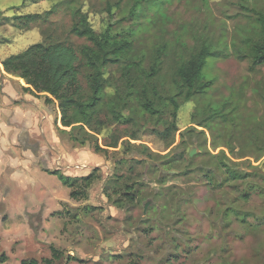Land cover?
<instances>
[{
	"label": "rangeland",
	"instance_id": "374dc122",
	"mask_svg": "<svg viewBox=\"0 0 264 264\" xmlns=\"http://www.w3.org/2000/svg\"><path fill=\"white\" fill-rule=\"evenodd\" d=\"M68 1L0 0V264L50 258L51 246L62 251L61 264H80L66 262L67 256L83 264H264V66L250 69L247 59L233 56L235 47L243 54L244 42L254 37L249 10L264 14V0H163L160 8L155 0L135 20H127L133 0L119 7L118 0ZM74 5L96 32L110 25L119 35L134 33L132 56L146 57L145 67L162 48L156 109L176 94L174 67L201 43L222 52L204 72L213 86L188 101L175 96V121L168 111L157 121L134 107L122 111L131 125L105 126L83 144L71 140L70 128L60 125L57 103L47 105L43 96L24 91L23 81L5 73L1 62L51 38L76 47L87 43L68 36L74 18L67 6ZM54 6L46 22L25 27L14 19ZM124 64L105 71L112 84L105 89L108 97ZM221 103L226 104L221 116L211 115L209 107ZM105 116L110 117L102 111ZM165 120L178 129L167 140L157 134ZM114 130L133 131L139 140H131L128 151L122 144L127 138L116 149L95 151V143L107 148ZM220 159L247 175L226 181L228 175L217 168ZM93 169L97 181L77 200L51 174L76 178ZM116 182L119 190L132 183L140 190L133 203L113 193Z\"/></svg>",
	"mask_w": 264,
	"mask_h": 264
},
{
	"label": "trees",
	"instance_id": "16d2710c",
	"mask_svg": "<svg viewBox=\"0 0 264 264\" xmlns=\"http://www.w3.org/2000/svg\"><path fill=\"white\" fill-rule=\"evenodd\" d=\"M72 2L73 0H70L67 3ZM121 2L122 0H118L115 7H119ZM154 2L155 0H133L127 11V20L137 19L143 8L149 9L150 6L155 5ZM165 2L158 0L157 5L160 8ZM55 7L41 14L20 15L14 19L19 21L20 25L29 27L34 23L46 22L55 12ZM67 7L70 9L71 18H74L68 36L73 35L84 39L87 43L76 47L73 43L51 38L50 41L44 40L32 44L25 50L6 57L1 62V66L5 73L22 80L26 86L23 88L24 91L30 95L43 96L47 105L57 103L60 112V125L70 128L68 134L71 140L83 144L91 138L94 139L95 135L101 134V130L105 126L121 122L131 125V118H124L122 111L131 110L134 107H137L143 115L155 117L157 121H160L163 114L168 111L175 121V111L178 107L175 96L182 98L183 101H188L196 96H204L213 86L214 79L208 78L204 72L210 60L216 62L222 52L211 44L201 43L188 59L174 67L171 85L176 94L175 96L167 95L163 100V102H167L157 103L161 109H156L155 99L161 100L156 83L162 67V48L154 51L150 64L145 67L146 57L132 56L134 33L131 37L119 35L110 25L102 27L99 32H96L89 24L86 14H83L79 7L76 5L73 8ZM107 11L110 16V6L107 7ZM249 11L255 16V38L244 42L245 51L242 52L243 54L235 47L233 56L240 60L247 59L250 69H256L264 66V14L256 10ZM120 62L125 64L119 66L121 67L119 81L114 85L113 94L108 97L105 89L109 82L104 77L105 71L112 66L117 67ZM81 77L85 86L81 84ZM219 106L220 108L217 109L209 107V113L212 115L215 112L217 116H221L219 112L225 108L226 104L221 103ZM102 111H105L110 117L105 116L103 120L101 118ZM203 121L207 122V118ZM163 124L165 127L162 132H157L163 140H167L172 134L178 132L175 122L168 123L165 120ZM122 138H127L122 141L126 151L134 146L130 143L131 140H139V136L133 131L124 135L114 130L111 132L109 142L104 145L107 148H100L95 143L94 150L105 152L108 148L116 149ZM221 155L226 158L223 152ZM123 160L120 158L117 163L121 165L125 162ZM217 165L218 169L228 175L226 181L242 179L247 175L231 170L222 159L217 161ZM129 170L132 171V168L130 167ZM51 174L57 175L62 185L70 190V198L75 200L79 196H85V191L98 179L96 169H93L87 176L76 178L63 176L58 171H53ZM117 184V182L114 183L113 193L117 195L122 193L123 199L119 197L122 202L133 203L140 193V190L134 187L135 184H125L123 191L119 190L122 186H115ZM106 195L111 199L110 194ZM246 197L245 194L244 198L246 199ZM113 202L118 203L119 200H113ZM50 251V258L41 261L25 259L20 264H61L64 259L62 251L52 246ZM3 257H0V261ZM65 261L84 263V260L70 256L65 257Z\"/></svg>",
	"mask_w": 264,
	"mask_h": 264
},
{
	"label": "water",
	"instance_id": "95a60500",
	"mask_svg": "<svg viewBox=\"0 0 264 264\" xmlns=\"http://www.w3.org/2000/svg\"><path fill=\"white\" fill-rule=\"evenodd\" d=\"M194 153H195L194 149H191L189 152V156H193Z\"/></svg>",
	"mask_w": 264,
	"mask_h": 264
},
{
	"label": "crops",
	"instance_id": "0c3cea01",
	"mask_svg": "<svg viewBox=\"0 0 264 264\" xmlns=\"http://www.w3.org/2000/svg\"><path fill=\"white\" fill-rule=\"evenodd\" d=\"M19 81H21L20 79H18ZM24 84V83H23ZM25 85V84H24Z\"/></svg>",
	"mask_w": 264,
	"mask_h": 264
}]
</instances>
